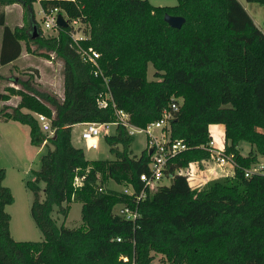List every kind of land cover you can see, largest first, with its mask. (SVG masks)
I'll return each mask as SVG.
<instances>
[{"label": "trees", "instance_id": "1", "mask_svg": "<svg viewBox=\"0 0 264 264\" xmlns=\"http://www.w3.org/2000/svg\"><path fill=\"white\" fill-rule=\"evenodd\" d=\"M35 1L42 11L56 7L81 21L88 37L80 44L98 52L106 82L71 47L68 25L56 28L54 36L42 35L34 20ZM176 1L153 6L147 0H0V65L16 59L23 44L26 51L37 50L44 58L54 54L62 63L61 99L37 89L30 78H16L18 87L0 91V119L26 125L29 143L45 148L34 179L26 182L39 241L11 237L4 206L13 198L2 185L0 168V264H150L153 253L169 264H264V173L243 176L257 156L264 159V27L256 26L237 0ZM245 1L259 4L264 13V0ZM13 3L22 8L21 26L5 24L1 7ZM164 14L184 22L171 28ZM106 92V106L98 107L97 98ZM12 95L19 97L16 105L2 104ZM172 101L177 109L169 135L187 149L168 159L162 178L169 183L146 190L137 203L134 195L149 155L146 147L130 154L132 135L125 127L117 124L103 137L113 155L109 160L89 161L71 142L74 124L113 122L116 108L143 128ZM34 113L49 119L51 136ZM211 124L223 127V150L232 155L233 173L194 190L179 169L209 158L203 146L211 138ZM241 141L251 145L246 155L239 153ZM109 181L122 187L110 188ZM123 187L133 194L123 193ZM71 201L81 204L80 226H57L53 206L64 216ZM119 205L136 207L137 217L117 215Z\"/></svg>", "mask_w": 264, "mask_h": 264}, {"label": "rangeland", "instance_id": "2", "mask_svg": "<svg viewBox=\"0 0 264 264\" xmlns=\"http://www.w3.org/2000/svg\"><path fill=\"white\" fill-rule=\"evenodd\" d=\"M153 6H172L176 4V0H147ZM240 5L244 8L247 14L251 17L252 21L259 28L264 27V13L262 7L257 3H250L245 0H237ZM5 6V5H4ZM2 6V8L4 7ZM5 24L14 27L20 26L24 23L23 11L19 4L13 6L12 8H7ZM34 20L37 27L41 30L42 35L45 37L54 36L57 31L54 28H45L43 26V17L40 12V7L35 1L33 3ZM64 14L63 12H61ZM1 33V27H0ZM23 44V43H22ZM29 50H33L35 47L28 44ZM23 54L28 53L27 59L22 61H17L13 66L15 73H7L6 68L0 67V90L2 86L18 87L14 84L16 78L26 79L30 78L31 83L40 90L47 91L57 98L62 97V63L59 58L55 57L54 54H49L47 57L49 62L45 60L44 57L38 55V51L30 52L26 51L24 44L22 47ZM36 66L35 67H32ZM152 66L148 64L146 76L148 79L152 78ZM11 75L9 82L2 78V75ZM16 76V78H15ZM16 97V96H14ZM83 128L82 124H74L71 128L72 142L75 147L82 149L84 156L87 160H105L112 159L113 155L109 153L108 146L104 141V135L112 134L114 130V125H109L108 128H102L98 135V142L96 148L92 149L85 145L84 140L80 138V132ZM221 124H213L210 126L209 134L212 137L215 144L222 145L224 140L221 134L222 130ZM211 130V131H210ZM48 135V132H45ZM219 136V137H218ZM145 146V136L142 132H132V141L129 144V152L131 155H139L140 151ZM251 149L245 141H241L238 145V150L241 155H246ZM45 148H38L29 143L28 127L26 125L20 124L19 122L12 120L0 119V168L5 171L4 179L2 180V185L7 186L10 189L12 195V202L4 206V211L9 215V232L11 237L16 241H39L42 239V234L39 229L34 224L32 218L29 214V207L33 200V193L27 188L26 182L32 181L34 179L33 170H37L40 165V156L44 153ZM197 163V162H196ZM263 165L264 159L261 156H257L256 162L251 164L250 170H256V166ZM197 164H189V168L194 169ZM200 169H205L208 174L209 180L216 178H221L223 176H218L217 174L224 170L232 169L228 164L221 168L215 166L214 162L209 159V161H204L202 165L197 166ZM264 168V167H263ZM187 168L179 169L180 173H185L188 171ZM233 170V169H232ZM264 172V169H263ZM226 176V174H225ZM206 178V177H204ZM169 178H162L157 182V185L168 184ZM40 191L38 192L39 199H43V182L37 183ZM107 186L114 189H120V185L109 181ZM155 188H153L154 190ZM152 190V191H153ZM62 206L65 203L61 204ZM68 209L66 214L63 216L57 211L58 206L54 205L51 217L57 226H64L67 228H76L81 224L80 220V203L77 201H71L68 204ZM154 254L153 260L150 264H169L163 256L160 254Z\"/></svg>", "mask_w": 264, "mask_h": 264}, {"label": "built area", "instance_id": "3", "mask_svg": "<svg viewBox=\"0 0 264 264\" xmlns=\"http://www.w3.org/2000/svg\"><path fill=\"white\" fill-rule=\"evenodd\" d=\"M41 15L43 17V26L45 28H58L55 24L57 14H61L63 19L66 21L67 25L70 27V39L71 47L79 55L82 62L89 63L92 67V74L94 76H99L104 82H106V77L101 73L100 66L98 64L99 54L90 46L82 47L80 44L81 40L88 37L87 33H84V25L77 18L68 19L62 11H59L56 7L49 8L46 11L40 9ZM107 99H109V94L106 92L102 97L97 98L98 107H105ZM114 107V106H113ZM177 109V103L170 102L168 108H164L161 111L160 117L153 122H150L143 128H138L129 123L128 114L121 109L114 108V121L113 122H83L81 123L83 128L80 132V138L84 140L85 145L89 148H96L98 142V135L102 128H108L109 125H117L125 127L127 133L132 135V132H142L145 136V147L150 150L149 159L147 163V173H142L139 176V180L142 182V187L134 195V201L137 203L141 200L146 193V190L152 191L153 188L157 186V182L162 179L163 172L165 170L167 161L169 158L173 157L180 151L187 149L184 142L178 139L170 138V120L173 117V111ZM34 117L43 132H48L47 136L52 135V130L50 128L49 119L43 114L34 113ZM205 150L209 152V158L204 161L214 162L215 166L218 168L223 167L228 164L232 169L234 167V162L232 160L231 154H226L223 147H218L214 143L213 139L207 142L203 146ZM196 163V162H195ZM189 166V165H188ZM188 166L186 168H188ZM263 165L256 166V170H250L249 168L244 169L243 176L248 177L253 173H264ZM188 179L191 175L190 169L185 173H181ZM78 183V180H76ZM123 193L133 194V189L131 187H123ZM115 213L126 220H134L137 217L136 207L130 208L127 205H119L115 208ZM119 241V238H116ZM126 260V258H122Z\"/></svg>", "mask_w": 264, "mask_h": 264}, {"label": "crops", "instance_id": "4", "mask_svg": "<svg viewBox=\"0 0 264 264\" xmlns=\"http://www.w3.org/2000/svg\"><path fill=\"white\" fill-rule=\"evenodd\" d=\"M15 5H18L17 3H13V4H10V5H5L2 9H3V11H4V14H5V19H6V13H7V8H12L13 6H15ZM20 6V5H19ZM21 8V7H20ZM22 18V17H21ZM255 24V23H254ZM18 26H20L19 24H17ZM10 27V26H9ZM0 37H1V33H0ZM25 55L26 56H29L28 55V53H25ZM24 54H23V51H21V54L16 58V59H14L13 61H11L10 63H7V64H5V65H0V67L2 66V68H6V70H7V73L8 74H10V73H15V70H14V64L17 62V61H22V60H24V59H27L28 57H26ZM49 58H50V55H49ZM45 60H47V62H49V59L48 58H45ZM32 67H35L36 68V66H33L32 65ZM10 77H11V75H7V76H5V74H3L2 75V78L3 79H6V80H8V82H9V80H11L10 79ZM15 78H16V76H15ZM7 86H10L9 84L7 85ZM7 86H2V90H0V91H3V89L5 88V87H7ZM14 96H16V95H12V96H10V98L8 99V100H6V101H4V102H2V104H5V105H9V106H14V105H16V103L18 102V99H19V97L18 96H16V97H14ZM78 124V123H77ZM79 124H81V123H79ZM73 126V125H72ZM72 126H71V128H72ZM210 126L211 127H213V124H211V125H209L208 126V132H209V128H210ZM211 131V130H210ZM210 133V132H209ZM220 135H222L223 136V128H222V130H221V134ZM219 137V136H218ZM212 138V137H211ZM223 140H224V138H223ZM71 142H72V133H71ZM72 144H73V142H72ZM74 145V144H73ZM75 146V145H74ZM216 146H218V147H223L224 146V142H223V144L222 145H218V144H216ZM43 147V144H41L40 146H38V148H42ZM145 147V146H144ZM263 159V158H262ZM194 164H197V166L198 165H202V163H203V161H201L200 163H195V162H193ZM190 164H192V163H190ZM197 166H195L194 167V169H192V168H190V173H191V175H190V177L187 179V183H188V185L192 188V189H194V190H199V189H201V188H203L204 186H205V184H206V181L209 179V177H208V174L209 173H211V172H206V170L205 169H200V168H198ZM188 168H189V166H188ZM187 168V169H188ZM206 173H208V174H206ZM232 173H233V170L232 169H230V170H224L223 172H222V174H220V173H218L217 175L220 177V176H225V174H226V176H231L232 175ZM211 174H213V173H211ZM210 175V174H209ZM204 177H206V178H204ZM213 178H216V177H213ZM169 181H170V179H169Z\"/></svg>", "mask_w": 264, "mask_h": 264}, {"label": "water", "instance_id": "5", "mask_svg": "<svg viewBox=\"0 0 264 264\" xmlns=\"http://www.w3.org/2000/svg\"><path fill=\"white\" fill-rule=\"evenodd\" d=\"M163 21L169 27L178 29L183 24L184 18L181 17V16H172V15L164 14ZM55 24L57 25V27H66L67 26L66 21L63 19V17L61 16L60 13L57 14V16H56ZM31 33H32L31 38H34V37L37 36V32H36V27L35 26H32ZM147 153L150 154V150H147Z\"/></svg>", "mask_w": 264, "mask_h": 264}]
</instances>
